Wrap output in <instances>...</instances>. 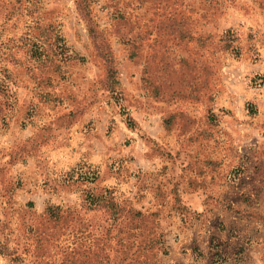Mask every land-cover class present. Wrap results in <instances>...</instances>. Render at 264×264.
Here are the masks:
<instances>
[{
	"label": "rangeland",
	"instance_id": "obj_1",
	"mask_svg": "<svg viewBox=\"0 0 264 264\" xmlns=\"http://www.w3.org/2000/svg\"><path fill=\"white\" fill-rule=\"evenodd\" d=\"M0 264H264V0H0Z\"/></svg>",
	"mask_w": 264,
	"mask_h": 264
}]
</instances>
